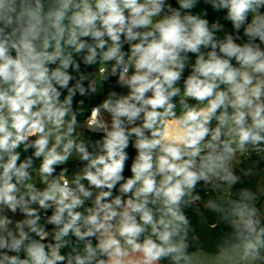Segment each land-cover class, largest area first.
Instances as JSON below:
<instances>
[{
    "label": "clouds",
    "instance_id": "clouds-1",
    "mask_svg": "<svg viewBox=\"0 0 264 264\" xmlns=\"http://www.w3.org/2000/svg\"><path fill=\"white\" fill-rule=\"evenodd\" d=\"M253 155L264 0H0V264H264Z\"/></svg>",
    "mask_w": 264,
    "mask_h": 264
},
{
    "label": "trees",
    "instance_id": "trees-1",
    "mask_svg": "<svg viewBox=\"0 0 264 264\" xmlns=\"http://www.w3.org/2000/svg\"><path fill=\"white\" fill-rule=\"evenodd\" d=\"M197 11H201V9H197ZM209 16L213 18H219V14L212 12L210 9H209ZM93 99L94 98H90L89 101L86 102L85 104L86 108L90 106ZM256 159L257 158L255 157V155H253L250 158L245 156V158L243 159L245 169L252 168L254 170L253 176L250 179L245 180L246 186L252 188L254 191H258L259 186L261 184H264V168H258L256 166V164L254 163ZM212 195H215V194H212ZM191 219L193 223L196 224L197 227L200 229V232L202 236L204 237L205 246L208 247L209 249L213 248L217 234L212 233L208 230L207 224L204 222L203 219L197 216H192ZM227 227H228L227 224L221 225L222 229L227 228Z\"/></svg>",
    "mask_w": 264,
    "mask_h": 264
},
{
    "label": "built area",
    "instance_id": "built-area-1",
    "mask_svg": "<svg viewBox=\"0 0 264 264\" xmlns=\"http://www.w3.org/2000/svg\"><path fill=\"white\" fill-rule=\"evenodd\" d=\"M247 157V156H246Z\"/></svg>",
    "mask_w": 264,
    "mask_h": 264
}]
</instances>
